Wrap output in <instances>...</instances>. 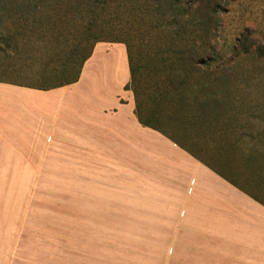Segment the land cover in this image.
Instances as JSON below:
<instances>
[{"label": "crops", "instance_id": "0c3cea01", "mask_svg": "<svg viewBox=\"0 0 264 264\" xmlns=\"http://www.w3.org/2000/svg\"><path fill=\"white\" fill-rule=\"evenodd\" d=\"M130 81L126 46L102 42L76 83L0 82V234L70 185L167 234L176 264H264V120L201 97L174 131L144 125Z\"/></svg>", "mask_w": 264, "mask_h": 264}, {"label": "rangeland", "instance_id": "374dc122", "mask_svg": "<svg viewBox=\"0 0 264 264\" xmlns=\"http://www.w3.org/2000/svg\"><path fill=\"white\" fill-rule=\"evenodd\" d=\"M161 1L164 10L167 0ZM98 2L106 6L96 17L91 13ZM169 2L156 20L151 15L156 0H0V82L49 85L54 76L47 71L61 62L71 43L97 33L131 45L138 67L131 88L138 92L144 121L174 131L183 124L188 103L212 97L232 99L226 106L231 113L264 120V0ZM93 20L98 26L89 34ZM167 44L183 60L164 51ZM191 55L204 59L197 71L185 61ZM73 190L65 186L62 202H34L32 216L18 218L17 232L0 234V264L176 262L167 234L146 232L152 228L137 226L120 210L99 216L103 212L95 203L90 211L88 201H72L88 197Z\"/></svg>", "mask_w": 264, "mask_h": 264}, {"label": "trees", "instance_id": "16d2710c", "mask_svg": "<svg viewBox=\"0 0 264 264\" xmlns=\"http://www.w3.org/2000/svg\"><path fill=\"white\" fill-rule=\"evenodd\" d=\"M160 1V2H159ZM162 3L161 0H156V4L153 6V13L151 14L154 16V18L157 20V15L160 16V18H163V14H165L169 9L170 2L169 0L165 1V8H161L162 6L160 5ZM106 3H100L98 2L97 4H94L92 6V15H95L97 17L98 11L103 10L102 8L105 9ZM95 19V17H93ZM153 18V17H152ZM95 25L89 26L88 30L89 34L90 32H93L94 28L98 26L96 24V20L91 21ZM167 27V23L162 25V28L164 29ZM91 36L93 39L90 37H86L83 35L80 39L77 41H74L71 43L70 48L67 52V54L63 57L61 62H58V64L53 65L49 71H47L48 74H52L54 77L50 81L49 85L44 86V87H37V89L41 90H50V89H55L63 86H67L73 83H76L80 79V75L82 73V69L84 67V64L88 61V59L92 56V53L94 51L95 45L99 42H104V41H110L113 43H121L126 45L127 53H128V60H129V70H130V75H131V82L126 86V89H131L136 97V113L140 116L139 112V105H138V92L136 89L131 88V84L137 82V72H138V67L136 65V57L135 53H133L132 47L129 44V42L121 37H114L110 40L108 39H101L99 35L97 36V33H92ZM166 49L164 51H167L168 53H174L176 59L178 58L179 62L182 59V57H177L178 53L175 49H173L172 44H167L165 45ZM174 58V59H175ZM185 61L188 62L189 66L193 67L195 71L199 70V65L204 64V59L203 57H197L194 55H191L185 59ZM172 66H175V63L173 61ZM33 88V87H32ZM198 103L195 101L188 103L187 104V109L185 111V117L186 118H191L193 116H197V114L194 115V108L198 106ZM140 121L144 124L147 125L143 119L140 117Z\"/></svg>", "mask_w": 264, "mask_h": 264}]
</instances>
